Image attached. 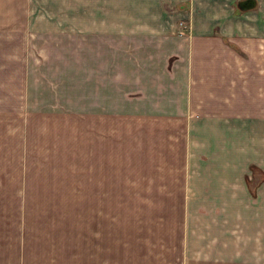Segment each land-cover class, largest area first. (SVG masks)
<instances>
[{
    "label": "crops",
    "instance_id": "0c3cea01",
    "mask_svg": "<svg viewBox=\"0 0 264 264\" xmlns=\"http://www.w3.org/2000/svg\"><path fill=\"white\" fill-rule=\"evenodd\" d=\"M242 1L0 0V54L19 58L0 69L18 78L35 65L29 37H91L107 105L110 92L132 94L122 110L91 115V142L78 132L92 153L82 182L76 169L52 185L37 171L32 191L0 189V264H264V168L236 156L247 131L262 133L253 146L264 155V0ZM116 36L133 42L115 71ZM115 117L123 178L133 189L153 180V191L114 190ZM38 148V161L50 158Z\"/></svg>",
    "mask_w": 264,
    "mask_h": 264
},
{
    "label": "rangeland",
    "instance_id": "374dc122",
    "mask_svg": "<svg viewBox=\"0 0 264 264\" xmlns=\"http://www.w3.org/2000/svg\"><path fill=\"white\" fill-rule=\"evenodd\" d=\"M179 31L184 32V28ZM25 42L31 47L32 52L39 56L38 58L32 57V53H30L29 63L35 65L16 68L18 72L23 71L24 75L18 76V78H14L12 75L17 74L16 71L7 73L9 68L0 69V189L32 191L31 188L36 183L33 180L38 177L35 175L37 171L41 178L49 181L52 185L53 182L59 183V179L64 181L67 176L73 182L74 169H76L78 171L77 178L82 182L83 170L81 167L84 165L82 160L89 159L88 167H91L92 153L91 149L77 144L81 140L78 132L82 131L86 134L84 140H90L92 138L90 136L92 133L91 115L96 116L108 111L122 110L119 105L122 104L123 98L132 94L120 90L110 92L108 93L109 105H107L106 98L99 93L101 90L98 91L102 87L103 77H97L96 67H92L94 62L93 54L91 55V37H78L73 43V37L55 36L51 39V37L34 36L29 37ZM132 42L131 36L115 37V71L118 64L122 63L124 52L120 49L129 47V45L131 48ZM43 43H46L42 46V49L45 50L44 53L40 52V44ZM52 43L67 45L56 47L53 51L46 50ZM0 57V63L3 65L18 63L19 60V58H8V60L1 54ZM120 82L122 79L115 77V88H123L121 87L122 83L119 84ZM143 95L145 98H152L155 94L147 91ZM112 96L115 101L114 106L111 104ZM93 108L97 112L93 111V113ZM172 120L173 117H171L169 125L172 124ZM106 123L107 117L104 116L101 121L99 116L96 125L100 132L103 131V125L105 128L107 127ZM109 126L110 128L114 127V132L109 131L110 138L114 139V190L153 191V180H144L141 187L136 186L137 189H133L131 181L123 178L125 163H122V150L120 151L122 147L118 145L123 142L121 140L125 122L122 119L116 120L115 117L109 120ZM175 132L173 131V137H176ZM93 138L98 141L95 147L96 161V157L101 156L100 138L102 137ZM243 138L242 152L237 149L236 156L242 154V159L245 161L261 162L258 165L264 168L262 161L264 155H261L262 147L253 146V140L255 145L257 142L259 145L263 144L262 133L247 131ZM256 138L258 139L256 140ZM43 143L48 146L50 158L40 162L36 158L40 153L39 150H42L38 146ZM103 143L106 145V140ZM98 146L99 148H97ZM254 153H256V157L251 158ZM242 165L244 170L245 164ZM51 167L55 169L54 172L49 170ZM235 172L227 171L230 178L235 177ZM47 173H50L49 176ZM79 174L81 175L79 176ZM63 181L59 187L64 183ZM260 181L261 175L257 177L255 185H258ZM195 182V186L197 183L201 184L203 177L198 176ZM255 185H252L251 182L250 189L252 191H254ZM196 191L199 190L196 189Z\"/></svg>",
    "mask_w": 264,
    "mask_h": 264
},
{
    "label": "water",
    "instance_id": "95a60500",
    "mask_svg": "<svg viewBox=\"0 0 264 264\" xmlns=\"http://www.w3.org/2000/svg\"><path fill=\"white\" fill-rule=\"evenodd\" d=\"M254 4V0H243L242 1V8L250 7Z\"/></svg>",
    "mask_w": 264,
    "mask_h": 264
}]
</instances>
